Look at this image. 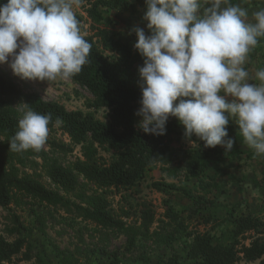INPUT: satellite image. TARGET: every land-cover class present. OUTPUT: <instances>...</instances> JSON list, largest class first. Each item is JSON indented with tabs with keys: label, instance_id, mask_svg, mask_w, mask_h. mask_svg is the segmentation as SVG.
<instances>
[{
	"label": "clouds",
	"instance_id": "1",
	"mask_svg": "<svg viewBox=\"0 0 264 264\" xmlns=\"http://www.w3.org/2000/svg\"><path fill=\"white\" fill-rule=\"evenodd\" d=\"M131 2V0H129ZM83 0H6L0 3V63H9L22 79L68 80L89 63L92 43L81 34L73 11ZM146 28L134 25V48L141 88L137 127L166 134L176 118L183 137L220 145L235 143L227 125L235 119L244 142L264 154V69L250 82L243 65L264 37V10L253 13L230 0H144ZM178 101V102H177ZM22 103L23 117L9 151H40L49 135L51 114ZM195 137V139H193ZM200 144V143H199Z\"/></svg>",
	"mask_w": 264,
	"mask_h": 264
},
{
	"label": "trees",
	"instance_id": "2",
	"mask_svg": "<svg viewBox=\"0 0 264 264\" xmlns=\"http://www.w3.org/2000/svg\"><path fill=\"white\" fill-rule=\"evenodd\" d=\"M4 2L6 0H0V3ZM81 5L86 16L80 13L75 15L80 21L81 34L92 43V50L89 63L71 79L87 88L94 96L95 99L88 104L89 108L109 111L107 120L97 118L92 111L68 110L62 103L45 100L37 92L22 93L15 83L0 73V150L9 148V141L18 131L20 118L14 106L15 98L22 96L24 103H28L33 111L51 114L49 129H55L58 125L73 145L80 146L82 158H77L69 169L57 158L49 156L43 147L40 151L28 149L17 152L19 160L29 155L42 159L51 181L65 192L75 193L80 200L82 205H75L74 208L79 216L104 228L132 231L129 243L133 247L139 232L121 217L115 216L106 192L109 189H114L116 193L131 189L145 177L148 170L158 165L165 172L171 171L174 176L181 171L186 180L202 181L213 148L203 147V141L192 140L193 147L174 149V145L187 141L183 137V126L174 117L168 120L164 135L146 134L137 127L134 113L140 107L142 95L138 66L143 64V58L134 45L122 40L113 28L104 24L105 11L127 9L132 6V2L83 0ZM86 23L89 24L87 28ZM50 142L51 146L63 150L72 149L65 143ZM102 152L111 155L107 157ZM77 174L100 191L88 194L78 190ZM166 185L167 188L179 190L186 197L193 198L186 187L170 183ZM153 187L163 193L169 190L157 181ZM18 194L51 205L67 204L59 192L47 188L41 180L30 174L21 175L17 166L0 159V205L7 207L16 202ZM193 204L198 207L202 205L200 199L194 200ZM164 216L177 222L178 214L168 200L165 201ZM154 222L155 210L151 204L144 202L140 209V234L149 233ZM231 225V237L227 242L221 238V241L219 238L215 240V235L209 232H190L192 242L186 247V258L192 264H237L241 261H259L264 264V220L251 213L235 214L234 211ZM19 254L24 260L35 257L31 243L25 238L9 241L0 234V264L10 262ZM36 259L38 264H45L42 258ZM169 262L179 264L177 258H170Z\"/></svg>",
	"mask_w": 264,
	"mask_h": 264
},
{
	"label": "rangeland",
	"instance_id": "3",
	"mask_svg": "<svg viewBox=\"0 0 264 264\" xmlns=\"http://www.w3.org/2000/svg\"><path fill=\"white\" fill-rule=\"evenodd\" d=\"M132 6L127 9H110L105 11V23L113 28L118 36L134 45L137 37L128 34V29L134 25L146 28L147 21L143 19L146 10L144 0H131ZM247 10V19L253 22V13L264 10V0H230ZM74 13L86 16L82 5L73 7ZM86 23V28L88 27ZM264 37L258 38L257 46L249 53L243 65L249 73L250 82L259 83L255 74L264 69ZM0 73L16 84L22 92H37L45 100L62 103L68 110L81 109L92 111L97 118L107 120V109H91L89 102L95 98L90 91L74 82L71 78L55 81H39L22 79L14 74L9 63H0ZM23 97L14 99V106L21 119ZM178 102V101H177ZM140 117H135L137 125ZM229 137L235 143L231 151H226L220 145L212 149L209 167L201 177L202 181L186 180L180 171L175 176L162 170L158 165L148 170L145 177L129 190L119 193L106 192L116 217H121L128 225L137 228L139 232L135 245L130 246L132 231L117 228H104L86 220L76 212L75 205H82L73 192H65L54 184L46 173L42 159L33 156L21 157L8 149L0 150V159L11 162L18 167L21 175L30 174L41 180L45 186L64 196L65 205H51L28 195L18 194L16 202L7 207L0 205V234L9 241L25 238L32 245L34 258L22 259L15 256L6 264H38L36 257L44 260L45 264H169L170 258H177L179 264H192L186 258V247L192 242L190 232H209L215 235V240L225 242L230 239L231 222L235 214L245 213L248 194L251 189L262 187L264 182V154L256 155L243 139L240 129L233 119L226 126ZM65 143L71 151L61 147L51 146V142ZM187 141L173 148L193 147ZM49 156L57 158L66 168L71 169L77 158H82L80 146L72 144L67 134L58 125L49 129V135L43 146ZM109 157L111 153L102 152ZM77 173V172H75ZM79 178L78 190L92 194L97 190L94 184L88 182L82 175ZM163 186L174 184L189 189L193 198L186 197L182 192L165 187L168 193L158 191L153 187L154 182ZM199 196H201L199 198ZM203 198V199H202ZM200 199L201 207L193 204ZM168 200L178 214L177 222L167 219L165 201ZM147 202L155 210V222L149 233L141 235L140 209ZM193 204V206H192ZM191 208L192 210H189ZM196 208V209H194ZM193 211V212H191ZM221 238V239H220ZM224 242V243H225ZM237 264H260L257 262L241 261Z\"/></svg>",
	"mask_w": 264,
	"mask_h": 264
},
{
	"label": "crops",
	"instance_id": "4",
	"mask_svg": "<svg viewBox=\"0 0 264 264\" xmlns=\"http://www.w3.org/2000/svg\"><path fill=\"white\" fill-rule=\"evenodd\" d=\"M261 43L264 44V41L262 40ZM262 48L264 49V45H262ZM249 192L251 194H248L247 207L243 210L246 211V214L251 213L261 220H264V182L262 187L254 186L251 191L249 190Z\"/></svg>",
	"mask_w": 264,
	"mask_h": 264
}]
</instances>
